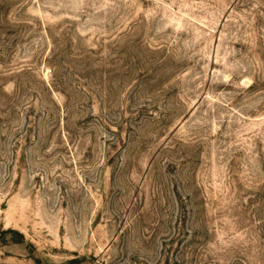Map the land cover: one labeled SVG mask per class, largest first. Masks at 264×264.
Here are the masks:
<instances>
[{
    "label": "rangeland",
    "instance_id": "rangeland-1",
    "mask_svg": "<svg viewBox=\"0 0 264 264\" xmlns=\"http://www.w3.org/2000/svg\"><path fill=\"white\" fill-rule=\"evenodd\" d=\"M0 264H264V0H0Z\"/></svg>",
    "mask_w": 264,
    "mask_h": 264
}]
</instances>
